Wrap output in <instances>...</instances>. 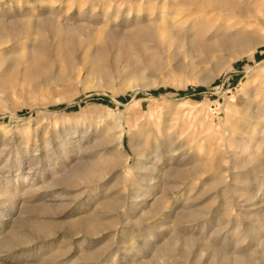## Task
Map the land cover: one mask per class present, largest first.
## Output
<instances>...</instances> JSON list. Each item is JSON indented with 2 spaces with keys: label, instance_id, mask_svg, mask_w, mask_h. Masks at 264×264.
<instances>
[{
  "label": "rangeland",
  "instance_id": "obj_1",
  "mask_svg": "<svg viewBox=\"0 0 264 264\" xmlns=\"http://www.w3.org/2000/svg\"><path fill=\"white\" fill-rule=\"evenodd\" d=\"M0 264H264V0H0Z\"/></svg>",
  "mask_w": 264,
  "mask_h": 264
},
{
  "label": "bare ground",
  "instance_id": "obj_2",
  "mask_svg": "<svg viewBox=\"0 0 264 264\" xmlns=\"http://www.w3.org/2000/svg\"><path fill=\"white\" fill-rule=\"evenodd\" d=\"M130 2V1H129ZM146 3V2H145ZM92 6H94L93 4H92ZM96 6V5H95ZM99 6V5H98ZM129 6V5H128ZM213 6H214V4H213ZM94 8V7H93ZM127 8V7H126ZM129 8V10H132V9H134V7L132 8V7H128ZM86 10V9H85ZM91 10V9H90ZM117 10V9H116ZM222 10V9H221ZM84 11V10H83ZM135 11V10H134ZM133 11V12H134ZM138 11V10H137ZM88 12V11H87ZM94 12V11H93ZM109 12V11H108ZM129 12V11H128ZM140 12V11H139ZM139 12H138V14H139ZM153 12V11H152ZM169 12V11H168ZM79 13H80V11H79ZM96 13H98V12H96ZM149 13H151V12H149ZM81 14V13H80ZM95 14V13H94ZM100 14V13H99ZM156 14V13H155ZM154 14V15H155ZM158 14V13H157ZM117 15V14H116ZM167 15V14H166ZM141 16V15H140ZM143 16V15H142ZM83 18V17H82ZM87 18V17H86ZM141 18V17H140ZM146 18V17H145ZM148 18V17H147ZM144 20H146V19H144ZM91 21V20H90ZM140 21H142L141 19H140ZM95 22V21H94ZM172 22V21H171ZM87 23H89V21L87 22ZM141 24V23H140ZM91 25V24H90ZM93 25H94V23H93ZM143 25V24H142ZM133 26V25H132ZM130 27V26H129ZM95 28V27H94ZM138 28V27H137ZM87 29L89 30V36H92V34H94V30H92V29H90V27L89 26H87ZM101 29V28H100ZM99 29V30H100ZM110 29V32H111V30L113 29H111V28H109ZM134 29V28H133ZM136 29V28H135ZM134 29V30H135ZM91 30V31H90ZM96 30V29H95ZM103 31H105L104 29H102ZM102 30H101V33H102ZM163 30H165L164 28H163ZM98 31V30H97ZM109 31V30H108ZM112 31H114V30H112ZM120 31V30H119ZM96 32V31H95ZM100 32V31H99ZM137 32V31H136ZM140 32L142 33L141 35H154L155 33H158V32H162V27L161 26H159V24L157 23V19L156 18H153V16L152 15H150V17L147 19V23H146V25L145 26H143L142 28H141V30H140ZM79 33V32H78ZM126 33H128V32H126ZM99 34V33H98ZM103 34V33H102ZM101 34V36H103ZM135 34H137V33H135ZM94 36H96V35H94ZM120 34H119V32H111L110 34H109V36H108V38L107 39H115V38H117V37H119V39H120ZM138 36H140V35H138ZM105 37V36H104ZM137 37V36H136ZM95 38V37H94ZM106 38V37H105ZM123 38H124V40L126 39V40H134L135 38H134V34H133V32H131L130 34H126V35H123L122 37H121V39L123 40ZM99 39V38H98ZM138 39V38H137ZM121 41V40H120ZM112 42V41H111ZM110 42V43H111ZM65 44H66V48L68 49V51H70L71 49H73L74 48V46H73V44H72V42H70V40H67L66 42H65ZM51 46L48 44V43H45V42H39L38 43V45H36L35 46V49L37 50V51H39V52H44V51H46V50H48L49 48H50ZM56 48H58V47H56ZM51 50V49H50ZM74 50V49H73ZM50 52V51H49ZM73 52V51H72ZM66 53H67V51H66ZM40 54V53H39ZM50 55V54H49ZM67 55V54H66ZM120 128H121V125L119 126ZM121 131V133L123 132V129L122 130H120ZM123 135V134H122ZM106 136V135H105ZM114 160V159H113ZM113 162V161H112ZM140 164V163H139ZM137 167V166H136ZM134 173H136V172H134ZM138 178V177H137ZM132 179V178H131ZM131 182H134L133 180L131 181Z\"/></svg>",
  "mask_w": 264,
  "mask_h": 264
}]
</instances>
